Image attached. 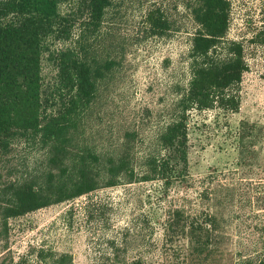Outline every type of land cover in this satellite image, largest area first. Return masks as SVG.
<instances>
[{
    "label": "rangeland",
    "instance_id": "1",
    "mask_svg": "<svg viewBox=\"0 0 264 264\" xmlns=\"http://www.w3.org/2000/svg\"><path fill=\"white\" fill-rule=\"evenodd\" d=\"M78 1L63 5L61 12L76 10ZM226 2L228 29L214 56L225 59L228 46L241 47L247 70L230 89L239 106L236 112L187 114V169L170 184L141 177L148 174V154L159 151V136L181 113L179 103L191 80L192 42L199 31L193 14L199 1L114 0L98 26L77 16L71 39L51 44L50 53L71 49L96 72L94 99L75 117L74 129L59 146L58 155H65L61 168H79L82 154L91 152L99 158L100 186L107 182L109 160L124 161L125 171L115 186L5 222L0 199V264H59L63 256L71 264H107V258L116 257L182 264L179 252L189 250V239L170 238L163 229L176 209L215 218L211 243L217 250L203 264L249 259L257 264L263 259L264 0ZM150 12L167 21L163 35L149 28ZM56 75L55 63L45 53L43 99L55 96ZM54 101L48 114L64 102ZM38 139L13 142L0 169L3 184L45 186L48 173L59 172L52 164L53 147Z\"/></svg>",
    "mask_w": 264,
    "mask_h": 264
},
{
    "label": "trees",
    "instance_id": "2",
    "mask_svg": "<svg viewBox=\"0 0 264 264\" xmlns=\"http://www.w3.org/2000/svg\"><path fill=\"white\" fill-rule=\"evenodd\" d=\"M112 1L79 0L76 10L63 14L61 7L69 6L73 0H0V169L14 141L38 137L40 142L53 147L52 164L59 169L57 174L48 173L45 186L37 187L22 181L3 184L0 171L4 222L72 200L99 187L115 186L117 176L125 171L124 161L109 160L107 182L101 180L103 185L100 186L96 168L99 158L91 152L82 154L77 170L61 168L65 155H58L59 146L74 129L75 117L80 116L94 99L96 72L71 49L50 53L51 44L71 39L77 16H86L85 24L98 26ZM198 1L200 5L193 14L199 31L192 42L191 80L179 103L181 113L159 136L158 153L148 154V174L141 177L143 182L158 180L170 184L186 172V119L190 111L236 112L239 106V98L230 89L240 84L242 74L247 70L241 47L228 46L229 56L225 59L214 56L228 29V3L226 0ZM147 23L157 35H163L169 29L167 21L156 12L148 14ZM45 53L50 54L57 70L56 94L51 96V101L43 99L41 93ZM56 99L64 102H60L57 111L48 114L47 107L54 105ZM129 174L133 177V170ZM215 224L211 215L202 218L176 209L168 216L163 229L170 238L184 235L189 239V250L179 252L182 264H203L210 262L217 250L211 243ZM167 253L165 251V255ZM69 259L63 256L57 262L71 264ZM117 259L107 258L106 262L147 264L143 257L126 262ZM253 263L249 259L243 264ZM257 264H264V257Z\"/></svg>",
    "mask_w": 264,
    "mask_h": 264
}]
</instances>
